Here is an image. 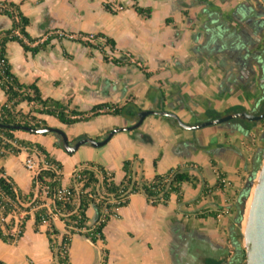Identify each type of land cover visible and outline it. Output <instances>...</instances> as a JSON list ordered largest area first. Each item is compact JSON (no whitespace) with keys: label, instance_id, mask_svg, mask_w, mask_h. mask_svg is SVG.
<instances>
[{"label":"crops","instance_id":"0c3cea01","mask_svg":"<svg viewBox=\"0 0 264 264\" xmlns=\"http://www.w3.org/2000/svg\"><path fill=\"white\" fill-rule=\"evenodd\" d=\"M0 2L17 6L28 20L25 33L32 42L55 30L99 35L113 42L112 52L101 43L87 47L53 38L38 46L23 40L25 49L14 41L5 44L6 64L20 84H34L41 98L58 101L74 111L88 112L100 105L119 108L131 99L137 113L168 112L182 124L192 126L229 115L230 108L250 110L257 93L250 84L237 79L223 53L228 45L224 39L227 30L229 40L241 39L232 32L240 27L233 15L237 0ZM135 8L148 10V16L137 13ZM10 27L11 21L0 15V38ZM122 57L128 58V63L110 62ZM4 99L0 90V106ZM17 111L62 131L68 143L79 136L101 140L111 130L131 126L135 121L100 114L65 126L51 117L29 112L24 103L14 109ZM260 128L247 131L244 123L230 120L186 130L170 118L149 115L136 129L114 133L103 146H81L72 154L55 146L59 141L51 134L14 131L12 135L41 146L60 163V185L65 188L70 186L74 167L83 162L100 165L112 173V181L118 184L121 163L133 158L140 162L134 163L133 170L141 172L146 180L154 174L185 167L197 180L193 186L181 185L182 205L176 204L174 195L169 196L165 206L156 207L148 205L141 194L129 196L127 204L104 225L103 243L97 241L93 247L82 236H71L66 264H98L101 248L107 251L104 264H216L230 250L231 214L250 175L248 154L253 147L261 146L255 135ZM21 153L24 159L38 160L33 153L20 150L0 158V169L22 193H27L31 174L17 162ZM219 175L227 182L226 187L215 186ZM201 182L208 190L193 203ZM214 212V218L197 217ZM93 216V209H86V225ZM52 224L58 237L65 233L59 220L54 218ZM45 227L34 232L29 217L14 244L0 241V262L51 264Z\"/></svg>","mask_w":264,"mask_h":264},{"label":"trees","instance_id":"16d2710c","mask_svg":"<svg viewBox=\"0 0 264 264\" xmlns=\"http://www.w3.org/2000/svg\"><path fill=\"white\" fill-rule=\"evenodd\" d=\"M0 5V15L11 21L10 29L5 31L0 38V60L4 61V64L0 66V90L5 98L3 105L0 106L1 123L30 128L46 127L43 121L37 120L29 114L22 115L18 111L14 112V109L22 103L29 107V112L51 117L65 126L86 122L100 114L135 118L137 108L131 99L119 108L100 105L91 108L88 112H77L58 101L41 98L34 84H20L9 72L4 48L9 41L18 43L24 49L23 40L32 42L25 33L28 20L20 14L17 6L4 2H0ZM135 11L145 17L149 13L148 10L139 8H135ZM96 37L101 38L103 45L112 52L113 42L110 39L99 35ZM83 45L93 47L89 44ZM102 59L106 61L105 57ZM126 60L128 58L122 57L121 59H110V62L120 65L128 63ZM104 108L106 110H103ZM13 132L0 128V158L7 154L14 155L20 150H25L28 153H33L40 164L39 170L31 178L27 193H22L8 177L4 176L0 169V218H8L6 222H0V241L6 244H14L21 237L23 225L29 217L32 218V230L34 232H38L39 227L44 225L42 221L47 220L44 235L49 245L51 264L67 263V248L73 235L82 236L93 247L97 241L103 243L101 231L104 225L115 209L127 204L129 196L141 194L148 205L156 207L158 205L165 206L169 196L174 195L176 204L182 205L184 203L181 198V185L188 183L193 186V182H197L196 178L189 174L187 167L170 169L161 175L154 174L150 180H146L141 172L133 170V165L137 161L133 158L121 163L122 178L118 184H115L112 181V173L106 172L96 163L83 162L77 164L71 173L70 186L66 188V198L57 200L55 194L61 188L60 163L50 157L41 146L15 139L12 135ZM82 137L79 136L77 139ZM55 146L61 148L59 142L55 143ZM262 159H258L254 168L255 173L258 171ZM154 164L155 162H153ZM218 178L221 176L219 175ZM217 182H215V186L218 185ZM207 190L205 183L201 182L199 195L193 203L199 201V197ZM113 201L114 203H112ZM44 203H48V208L55 215V219L63 224L65 233L59 237L58 231L52 224L54 218L52 216L47 217ZM89 207L93 209L94 216L91 223L86 225L85 211ZM20 212L24 213L19 225L20 231L13 235L11 233L12 217ZM206 216L214 218L215 212L197 215L198 218H205ZM106 260L107 251L101 248L98 264H104ZM0 264L4 263L0 262Z\"/></svg>","mask_w":264,"mask_h":264},{"label":"flooded vegetation","instance_id":"af4514ba","mask_svg":"<svg viewBox=\"0 0 264 264\" xmlns=\"http://www.w3.org/2000/svg\"><path fill=\"white\" fill-rule=\"evenodd\" d=\"M235 22L240 27L233 30V33L241 36L240 40L224 38L227 47L223 50L227 56L228 65L237 73V79L250 84V89L257 93L250 110L243 111L241 108H230L229 115L243 114L245 118H234L233 121L242 122L246 125L247 131L258 129L256 142L261 143L260 147H253L248 154V173H255L254 168L259 158L264 155V0H237ZM238 13V14H237ZM228 114L226 116H229ZM225 117V116H224ZM241 119V120H240ZM261 165V161H260ZM260 167V166H259ZM245 197L243 192L239 193L235 201V209L232 212V222L229 234L230 250L228 256L219 260L216 264H224L231 261V264H246L244 251L236 239V224L239 221L238 207L240 200ZM235 225V226H234Z\"/></svg>","mask_w":264,"mask_h":264},{"label":"water","instance_id":"95a60500","mask_svg":"<svg viewBox=\"0 0 264 264\" xmlns=\"http://www.w3.org/2000/svg\"><path fill=\"white\" fill-rule=\"evenodd\" d=\"M149 115L165 116L174 120L176 125L186 130H196L209 125L225 124L229 123L234 118H245L243 114H235L225 116L216 120L203 122L197 125L186 126L178 121L174 115L168 112H152V111H140L136 114L135 121L131 126L125 128H116L108 132L101 140H93L89 138H81L73 143H68L65 135L62 131L49 128V127H37L30 128L27 126H20L14 124H3L0 122V128L11 131H22L30 134H51L56 140L59 141L61 149L66 154L74 153L81 146H90L92 148H98L103 146L111 136L120 131H131L136 129L142 122V120ZM264 117V114L260 119ZM243 197L240 200L239 215L240 219L236 226V239L239 242L242 240V249L245 254L246 264H264V155L261 161V165L258 171L248 176L243 185ZM249 201L248 208L245 214L246 202ZM245 215V220H244ZM241 217L244 224L240 232Z\"/></svg>","mask_w":264,"mask_h":264},{"label":"built area","instance_id":"2783aa9c","mask_svg":"<svg viewBox=\"0 0 264 264\" xmlns=\"http://www.w3.org/2000/svg\"><path fill=\"white\" fill-rule=\"evenodd\" d=\"M1 6V5H0ZM117 10H121V7H118ZM51 38L55 39V40H63V41H71V42H77V43H81V44H89L91 46H96L97 44H103V41L96 37L95 35L92 34H71L68 32H64V31H60V30H55L53 32H49L47 34H44V36H42L41 38H39L37 41H33V42H28L32 45H44L45 43H47ZM4 64L3 60H0V66H2ZM7 108V107H6ZM103 110H106V108H104ZM102 110V111H103ZM100 113V112H99ZM39 164L40 162H38V160L36 162H33L31 159L26 158L23 164V167L25 170L29 171L31 173V178L37 173V171L39 170ZM218 179V184L221 187H226L228 184L227 182L223 179V178H218V176H216ZM67 195V189L65 187H61L55 194V197L57 200L59 199H65ZM114 203V201L112 202ZM48 203H44V207L46 208V215L47 217L50 218V216H52L53 218H55V215L51 213V210L48 208ZM115 204H117L115 202ZM117 209H115V211L113 213H111V217L115 216V212ZM24 216V213L20 212L17 215H13L12 220H13V226H12V230L11 233L13 235L17 234L20 231L19 225L21 222L22 217ZM8 218H0V222H6ZM47 220H43L42 223L45 225Z\"/></svg>","mask_w":264,"mask_h":264},{"label":"rangeland","instance_id":"374dc122","mask_svg":"<svg viewBox=\"0 0 264 264\" xmlns=\"http://www.w3.org/2000/svg\"><path fill=\"white\" fill-rule=\"evenodd\" d=\"M23 159H24V154L21 153V154L17 157V162L22 163V166H23L24 161H25V159H24V161H23ZM26 171H27V170H26ZM27 172H29V171H27ZM30 174H31V173H30ZM65 175H66V171L63 170V173H62L63 181L65 180ZM246 204H247V205H246V207H245V214H246V211H247V208H248L249 201H247ZM244 220H245V215H244ZM243 224H244V221H243V218L241 217V222H240V232H241V230H242V225H243ZM239 244H240L241 247H242V240L239 241Z\"/></svg>","mask_w":264,"mask_h":264}]
</instances>
